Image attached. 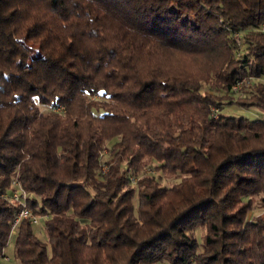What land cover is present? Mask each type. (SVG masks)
I'll return each instance as SVG.
<instances>
[{"label":"trees","instance_id":"1","mask_svg":"<svg viewBox=\"0 0 264 264\" xmlns=\"http://www.w3.org/2000/svg\"><path fill=\"white\" fill-rule=\"evenodd\" d=\"M228 105L264 112V0H0V256L264 264V117Z\"/></svg>","mask_w":264,"mask_h":264},{"label":"rangeland","instance_id":"2","mask_svg":"<svg viewBox=\"0 0 264 264\" xmlns=\"http://www.w3.org/2000/svg\"><path fill=\"white\" fill-rule=\"evenodd\" d=\"M246 79H247V81L245 84H249L250 81H253V80H248V78H246ZM222 113L224 115L244 116V117H248L250 119H258V118L264 117V112L260 108H257V107L247 108V107L237 106V105L226 106L224 109H222ZM149 172L153 173L154 171L149 170ZM162 183L166 184V185H171V181H169V180L168 181L163 180ZM45 223H46V218L41 217L40 218V224L34 225V229H35L36 233L43 240L47 239L46 232H45ZM203 232H204V230L202 228L197 230V234H198L201 242H203V237H202ZM14 242H15V235L12 237L11 243L6 248V251H5V254L9 258V260L6 257H0V264H20V262L18 260H16V258H15Z\"/></svg>","mask_w":264,"mask_h":264},{"label":"built area","instance_id":"3","mask_svg":"<svg viewBox=\"0 0 264 264\" xmlns=\"http://www.w3.org/2000/svg\"><path fill=\"white\" fill-rule=\"evenodd\" d=\"M247 79L244 78L242 80H240L239 82H237L234 87L233 90L238 92L241 90L242 86L246 83ZM15 186V190L12 191L10 197L14 200L15 203H18L19 206V210L16 213L15 216V221L13 223V227H12V231H11V236L13 234H15V231L20 223V221L23 218H29L31 223L33 225H39L40 224V217L35 215L32 211V209L28 206V201H27V193L24 190V188L22 187V185L18 182L14 183ZM0 197H2V195H0ZM11 243V237L9 238L8 244ZM4 256V254H3ZM2 257V256H0ZM6 257L8 260L9 258L7 256Z\"/></svg>","mask_w":264,"mask_h":264}]
</instances>
